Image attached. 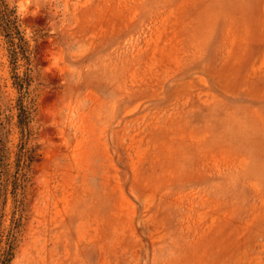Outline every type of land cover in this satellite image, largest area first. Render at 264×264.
<instances>
[{"label":"rangeland","instance_id":"rangeland-1","mask_svg":"<svg viewBox=\"0 0 264 264\" xmlns=\"http://www.w3.org/2000/svg\"><path fill=\"white\" fill-rule=\"evenodd\" d=\"M4 3L5 264H264V0Z\"/></svg>","mask_w":264,"mask_h":264},{"label":"trees","instance_id":"trees-1","mask_svg":"<svg viewBox=\"0 0 264 264\" xmlns=\"http://www.w3.org/2000/svg\"><path fill=\"white\" fill-rule=\"evenodd\" d=\"M0 27L4 32V35L8 42V50L11 59V63L16 65L17 56L19 53H22V46L18 41L15 40V33H19L17 30L18 24L17 20L11 15L8 11L4 0H0ZM14 68V67H13ZM13 77L15 79V85L17 86L18 91L22 94V89L25 83L28 84V77L19 78L18 74L14 73ZM18 124L21 128V134H25V126L27 124V114L26 109L22 102L19 103V113H18ZM2 122L0 121V183L3 181L6 183H11L14 187H17V179H10V175L6 169V143L4 136V129L2 128ZM21 152L17 155V167L20 166ZM18 169V168H17ZM5 256H1L0 253V264H5Z\"/></svg>","mask_w":264,"mask_h":264}]
</instances>
